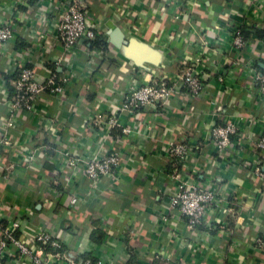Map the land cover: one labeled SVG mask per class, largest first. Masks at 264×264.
Listing matches in <instances>:
<instances>
[{"label":"crops","instance_id":"obj_1","mask_svg":"<svg viewBox=\"0 0 264 264\" xmlns=\"http://www.w3.org/2000/svg\"><path fill=\"white\" fill-rule=\"evenodd\" d=\"M67 1L19 0L16 5L0 0V20L12 23L14 35L0 50V203L19 222L18 237L28 242L44 229L60 239L69 259L89 255L107 264H264V196L260 181L250 174L255 160L264 168V156L255 148L264 129V98L253 78L264 75L260 1L83 0L106 49L97 51L79 40L66 52L55 25L60 2ZM236 27L246 36L241 51L231 42ZM202 54L205 62L196 69L204 84L199 96L175 95L162 108L134 118L120 112L129 87L154 77L179 79ZM21 62L40 78L49 68L63 76L70 67V79L61 99L45 92L35 113L17 114L4 134L7 101ZM110 116L131 133L106 127ZM225 121L246 139L236 136L219 157L209 130ZM182 138L192 147L185 165L197 170L192 180L227 198L210 215L209 225L192 232L179 212L168 208L175 185L161 147L163 141ZM64 151L81 159L118 151L123 162L115 180L103 178L90 192L83 164L64 176ZM8 167L14 168L10 174ZM72 196L78 203L70 207ZM0 264L31 263L16 259L10 249Z\"/></svg>","mask_w":264,"mask_h":264},{"label":"built area","instance_id":"obj_2","mask_svg":"<svg viewBox=\"0 0 264 264\" xmlns=\"http://www.w3.org/2000/svg\"><path fill=\"white\" fill-rule=\"evenodd\" d=\"M259 1L260 6L264 8V0ZM15 2L16 5H19V0H15ZM60 5L62 6L58 8L59 16L55 25V35L64 51L70 52L79 40L90 42L98 36L99 27L88 17L83 0H68L67 2H60ZM41 21H43V16H41ZM232 33L233 49L241 51L246 43L241 29L236 27ZM13 38L12 23L0 20V50L9 44ZM203 45L205 48L209 47L207 41H204ZM93 54L91 53L90 57ZM19 55L21 54L19 53ZM204 62L202 54L181 72L179 79L154 77L144 85L129 87L122 94L120 112L127 113L134 118L141 111L162 108L175 95H179L182 99L188 96H199L204 90V84L202 78L196 74V69ZM253 65V62H250L248 67L252 70ZM67 70L68 73L63 76H58L49 71L47 77L40 78L27 63L21 62L16 66L14 92L7 101V116L2 124L4 134L8 128L14 125L17 114L28 113L33 115L35 113V105L45 92L61 99L64 94V87L70 79V67ZM224 76H218V82L223 83L226 78ZM253 78L259 97L264 98V75L256 73ZM2 81L4 82V79L0 74V82ZM50 122L54 124L56 119L52 118ZM105 126L109 129L118 128L124 135L131 133V128L120 125L114 116L107 118ZM137 128L138 126H136ZM239 133V129L231 121L211 126L209 139L215 154L224 157L227 150L232 147V139L236 136H239L240 140L246 139L244 134ZM4 143L8 144V140L5 139ZM161 147L169 165L168 178L175 185L169 198L168 208L176 209L179 212L184 220L185 229L189 232L198 227L209 225L210 215L222 206L221 203H227V198L222 199L218 193L212 190L211 185H202L192 180V176L197 170L195 167L188 169L185 166L192 151L188 140L182 138L176 141H163ZM255 148L262 153V158L264 156V129L255 143ZM62 156L64 158L62 172L66 178L72 176L79 164H83V176L90 192L97 190L103 178L115 180L118 169L123 162L122 155L118 151L91 155L86 159H81L66 151L63 152ZM250 165V174L260 181L261 194L264 196L263 163L260 160H255ZM13 169V167H8L5 171L10 174ZM182 173L192 178L186 179ZM77 203V196H72L69 200V206H75ZM218 226L222 231L227 230L226 223L219 220ZM18 229L19 222L6 215L3 205L0 203V258L12 249L16 259L28 260L31 264H56L60 260H65L68 264H107L100 258L92 256L80 257L76 260L69 259L63 250L60 239L53 237L50 232L44 229L37 230L28 242L18 237ZM256 241L260 245L263 244L260 240Z\"/></svg>","mask_w":264,"mask_h":264},{"label":"trees","instance_id":"obj_3","mask_svg":"<svg viewBox=\"0 0 264 264\" xmlns=\"http://www.w3.org/2000/svg\"><path fill=\"white\" fill-rule=\"evenodd\" d=\"M241 31H242V33L244 35V39H246V36H245V34L243 32V29ZM105 45L106 44L103 42V39H102L101 36H96V38L94 40L90 41V47L92 49H94V50H97V51L98 50L102 51V50L106 49V46ZM49 69H50L49 70L50 72H54L56 74L55 70H53L52 68H49ZM15 78H16V73H15ZM11 96H12V94H11ZM85 256H89V255H84L82 257H85Z\"/></svg>","mask_w":264,"mask_h":264}]
</instances>
